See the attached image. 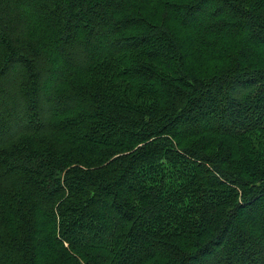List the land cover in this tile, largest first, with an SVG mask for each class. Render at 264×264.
<instances>
[{
    "label": "trees",
    "instance_id": "obj_1",
    "mask_svg": "<svg viewBox=\"0 0 264 264\" xmlns=\"http://www.w3.org/2000/svg\"><path fill=\"white\" fill-rule=\"evenodd\" d=\"M0 264H264V0H0Z\"/></svg>",
    "mask_w": 264,
    "mask_h": 264
}]
</instances>
